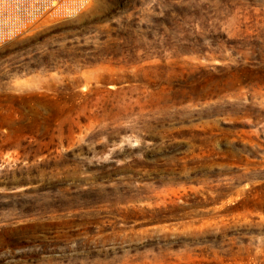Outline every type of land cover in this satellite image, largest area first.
Segmentation results:
<instances>
[{"label":"rangeland","instance_id":"1","mask_svg":"<svg viewBox=\"0 0 264 264\" xmlns=\"http://www.w3.org/2000/svg\"><path fill=\"white\" fill-rule=\"evenodd\" d=\"M0 264H264V0H92L1 45Z\"/></svg>","mask_w":264,"mask_h":264},{"label":"built area","instance_id":"2","mask_svg":"<svg viewBox=\"0 0 264 264\" xmlns=\"http://www.w3.org/2000/svg\"><path fill=\"white\" fill-rule=\"evenodd\" d=\"M92 0H0V46L47 18L79 14Z\"/></svg>","mask_w":264,"mask_h":264}]
</instances>
